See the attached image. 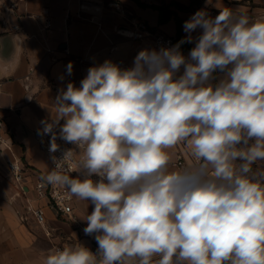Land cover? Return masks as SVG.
<instances>
[{
	"label": "clouds",
	"instance_id": "9594fccd",
	"mask_svg": "<svg viewBox=\"0 0 264 264\" xmlns=\"http://www.w3.org/2000/svg\"><path fill=\"white\" fill-rule=\"evenodd\" d=\"M183 28L176 45L129 68L105 60L58 92L37 132L54 165L40 179L94 205L83 231L98 248H56L44 264H264V19L202 9ZM58 138L78 151L57 158ZM178 145L191 164L172 165Z\"/></svg>",
	"mask_w": 264,
	"mask_h": 264
},
{
	"label": "crops",
	"instance_id": "0c3cea01",
	"mask_svg": "<svg viewBox=\"0 0 264 264\" xmlns=\"http://www.w3.org/2000/svg\"><path fill=\"white\" fill-rule=\"evenodd\" d=\"M210 8L245 13L252 21L264 19V0H0V114L11 144L10 150L0 148V264L10 256L16 262L40 257L39 233L19 220L14 207L19 200L10 199L15 184L8 166L20 160L29 186L49 172L50 158L38 143L37 132L42 120L50 121L55 115L58 92L66 90L69 82L79 87L88 69L105 60L132 67L139 51L155 49L157 37L178 43L187 35L184 22L198 10ZM138 21L148 24L153 35L131 38ZM201 31L192 35L197 37ZM194 46L195 41L184 43L181 51L187 56ZM69 62L71 75L66 70ZM168 151L174 167H180V159L186 166L193 162L183 145ZM29 196L32 205L45 207L46 223H36L51 242L50 250L82 245L97 251L94 236L83 231L87 226L83 219L94 205L73 196L72 217L63 219L46 200L35 199L32 191ZM41 258L44 264L45 256Z\"/></svg>",
	"mask_w": 264,
	"mask_h": 264
},
{
	"label": "built area",
	"instance_id": "2783aa9c",
	"mask_svg": "<svg viewBox=\"0 0 264 264\" xmlns=\"http://www.w3.org/2000/svg\"><path fill=\"white\" fill-rule=\"evenodd\" d=\"M209 16L215 17L219 14L214 9H208L207 10ZM136 30L132 31L129 36L134 39H143L149 36H152L153 33L151 29L149 28L148 24L145 22L138 21L135 23ZM154 48L156 50H159L161 47H172L176 45V41L174 38H155L154 39ZM42 128V127H41ZM40 128V129H41ZM38 143L40 146L46 151V153L49 155V147H50V134L40 136L37 134ZM57 144L60 146L59 150L54 154L57 158L62 157L63 151L66 149H72L75 151H78L76 149L75 145L66 143L65 141L61 139H57ZM10 137L8 136V133L6 132V124L4 117L0 114V148H7L11 149L10 146ZM79 160V155L73 156L71 161H67L64 163V168L70 173V175L75 178L79 175L77 172H72V170L76 167V162ZM178 165L180 167L186 166L185 162L180 159L178 161ZM54 167L52 160L50 159V169L49 171ZM9 169L11 171L12 179L15 184L16 193L18 196H28L27 198V211L28 213L33 217V219L43 226L46 223V211L45 207L42 205H32L31 196H29V193L34 192L35 199H43L47 201V206L51 208L57 217L59 218H71L72 214L74 212V206H73V196H71L68 191L65 188L61 187H54L52 185H48L41 181V176L34 179L32 182V185L29 186L26 181V169L25 166L22 164L20 160H14L9 163ZM94 180H97L98 177L93 176ZM33 199V198H32ZM61 248V247H55ZM62 249V248H61Z\"/></svg>",
	"mask_w": 264,
	"mask_h": 264
},
{
	"label": "rangeland",
	"instance_id": "374dc122",
	"mask_svg": "<svg viewBox=\"0 0 264 264\" xmlns=\"http://www.w3.org/2000/svg\"><path fill=\"white\" fill-rule=\"evenodd\" d=\"M261 164H258V165H253V168L254 170H264V161H260ZM9 168V166H8ZM13 192V191H12ZM17 191L14 189V192L12 193V196H10L11 200H14L15 199V196L16 198H18L19 200V204L14 206L16 207V213L17 211L19 212L18 213V217H19V220H22L24 221L25 223L28 224V226H30L33 231H36L39 233V239H38V246H39V258L37 260L33 259L32 261L31 260H23L22 262L21 261H15L13 260V256H10L12 259L11 260H8V261H4L3 264H42V259L41 258L42 256L46 257L49 253V250L50 248L52 247L50 244L51 242H49L43 235V230L41 229L40 226H38V224L36 223V221L33 219V217L28 213L27 211V201H26V198L25 196H18ZM16 201V200H15ZM8 210H9V207H8ZM30 223V224H29ZM35 223L34 225H36L35 227H32V224ZM55 247H59V246H55ZM54 247V249H55Z\"/></svg>",
	"mask_w": 264,
	"mask_h": 264
}]
</instances>
